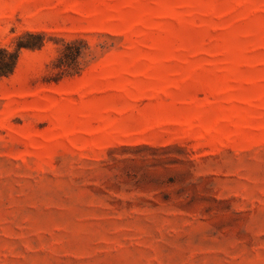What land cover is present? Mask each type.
Listing matches in <instances>:
<instances>
[{
    "label": "rangeland",
    "instance_id": "374dc122",
    "mask_svg": "<svg viewBox=\"0 0 264 264\" xmlns=\"http://www.w3.org/2000/svg\"><path fill=\"white\" fill-rule=\"evenodd\" d=\"M26 31L0 264H264V0H0V46Z\"/></svg>",
    "mask_w": 264,
    "mask_h": 264
},
{
    "label": "trees",
    "instance_id": "16d2710c",
    "mask_svg": "<svg viewBox=\"0 0 264 264\" xmlns=\"http://www.w3.org/2000/svg\"><path fill=\"white\" fill-rule=\"evenodd\" d=\"M40 37L37 42L25 40V36ZM43 45V38L40 34H34L26 31L22 35L17 36L16 46L13 49L0 46V77H6L12 74L18 60L22 48H35ZM91 52L87 43L83 39H73L62 42L56 63L60 68H64L67 72L73 73L79 71L85 62L90 58Z\"/></svg>",
    "mask_w": 264,
    "mask_h": 264
}]
</instances>
